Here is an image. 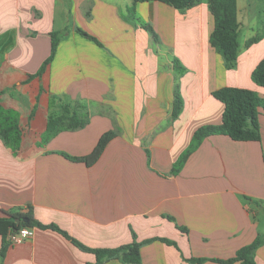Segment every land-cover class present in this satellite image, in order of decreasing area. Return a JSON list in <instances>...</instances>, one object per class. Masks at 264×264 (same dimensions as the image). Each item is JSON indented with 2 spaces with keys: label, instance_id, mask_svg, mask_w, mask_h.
Masks as SVG:
<instances>
[{
  "label": "crops",
  "instance_id": "crops-1",
  "mask_svg": "<svg viewBox=\"0 0 264 264\" xmlns=\"http://www.w3.org/2000/svg\"><path fill=\"white\" fill-rule=\"evenodd\" d=\"M237 5L240 50L229 70L210 43L209 0L184 12L159 1L0 0V97L22 132L17 151L0 137V216L31 208L89 248H117L134 235L152 240L141 248L142 264H220L190 260H228L263 235L264 109L261 141L208 137L173 173L195 132L222 123L214 92L235 87L264 98L252 79L264 37L247 45L264 0ZM133 6L140 24L128 14ZM53 33L55 57L35 76ZM110 131L116 137L94 165L65 157L90 155ZM31 229L32 237L11 242L2 264L96 262L61 233ZM256 261L264 264V245Z\"/></svg>",
  "mask_w": 264,
  "mask_h": 264
},
{
  "label": "trees",
  "instance_id": "trees-1",
  "mask_svg": "<svg viewBox=\"0 0 264 264\" xmlns=\"http://www.w3.org/2000/svg\"><path fill=\"white\" fill-rule=\"evenodd\" d=\"M153 1L165 3L168 6H171L181 12L186 11L197 3V0H135V3ZM209 4L215 22L214 31L210 38V43L212 47L217 51V53H219L223 57L225 67L229 70L234 69L237 65L240 50L239 35L241 25L238 19L237 0H209ZM128 14L132 18L131 20L135 22V24H140V20L135 14L134 6L128 9ZM262 14L264 15V6L262 9ZM145 28L153 34L154 38L157 39V36L155 35L151 27L145 26ZM79 32L86 37L94 39L93 37L88 36L82 30H79ZM260 38V35L256 36L255 38L249 40L247 45L251 46L252 44L259 41ZM59 41V33H53L51 55L35 76H42L43 73H45L48 66L55 57ZM177 70L183 72L184 68L177 64ZM35 76L31 75L30 78H33ZM252 79L258 86L264 88V58L253 71ZM213 95L224 105L222 123L220 125L203 126L195 132L190 147L182 155L178 163H176V165L174 166V174L177 173L184 165L189 155L199 147L203 140L208 137L214 135H225L230 137L232 140L239 142L261 141L259 115L260 109H264V98L260 97L255 91L235 87H225L219 89L214 92ZM182 107V99L180 95L176 93L174 116L179 115ZM3 110L4 109L2 108V101L0 97V137L14 151H17L22 139L21 128L18 125V121L14 117L5 116L6 112H4ZM79 124L83 126L84 121L79 122ZM80 125H70V127L77 128ZM115 137L116 133L114 131H110L102 135L96 148L88 156L70 157L68 155H65V157L72 161L82 162L88 166H92L100 159L107 145ZM18 218H28L29 223H22L20 226H18L15 222V220ZM22 227L52 229L61 233L66 238L71 240L78 248L82 249L85 252L94 254L96 256V262L94 264H104L110 260H120L123 264H142L141 248L143 244L152 241L147 240L145 242H140L134 235V239L130 244H126L117 248H89L70 237L57 225H46L38 221L35 218L31 208L26 212L15 210L13 212L6 213L5 216H0V236L3 239V245L0 249V264L3 263L8 248L11 246L10 234L15 229L19 230ZM181 230H183V228H181ZM156 240H161L168 244H173L172 241H169L167 239ZM263 245L264 234L259 235L252 244L241 248L233 258H230L228 260L192 258L190 261L193 263L213 261L220 264H258L256 261V252Z\"/></svg>",
  "mask_w": 264,
  "mask_h": 264
},
{
  "label": "built area",
  "instance_id": "built-area-1",
  "mask_svg": "<svg viewBox=\"0 0 264 264\" xmlns=\"http://www.w3.org/2000/svg\"><path fill=\"white\" fill-rule=\"evenodd\" d=\"M33 235V229L29 227H22L21 229L17 230L16 232H12L10 234V240L12 243H20Z\"/></svg>",
  "mask_w": 264,
  "mask_h": 264
},
{
  "label": "rangeland",
  "instance_id": "rangeland-1",
  "mask_svg": "<svg viewBox=\"0 0 264 264\" xmlns=\"http://www.w3.org/2000/svg\"><path fill=\"white\" fill-rule=\"evenodd\" d=\"M258 19L260 21V23L258 24V27L254 30V36L255 35H260L261 38L264 37V15L262 13H260V15H258ZM261 38L259 39V41L261 40ZM259 41H257L256 43H258ZM259 95V94H258ZM262 218L264 219V213H262ZM264 221V220H263ZM262 229L264 230V225L262 226Z\"/></svg>",
  "mask_w": 264,
  "mask_h": 264
},
{
  "label": "water",
  "instance_id": "water-1",
  "mask_svg": "<svg viewBox=\"0 0 264 264\" xmlns=\"http://www.w3.org/2000/svg\"><path fill=\"white\" fill-rule=\"evenodd\" d=\"M15 222L18 226H20L22 223H24V224L29 223V219L28 218H18L15 220ZM16 231H17V229L14 230V232H16Z\"/></svg>",
  "mask_w": 264,
  "mask_h": 264
}]
</instances>
